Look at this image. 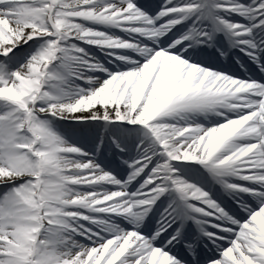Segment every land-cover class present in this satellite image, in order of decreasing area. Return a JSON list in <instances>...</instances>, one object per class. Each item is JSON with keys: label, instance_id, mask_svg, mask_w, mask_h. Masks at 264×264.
Segmentation results:
<instances>
[{"label": "snow or ice", "instance_id": "snow-or-ice-1", "mask_svg": "<svg viewBox=\"0 0 264 264\" xmlns=\"http://www.w3.org/2000/svg\"><path fill=\"white\" fill-rule=\"evenodd\" d=\"M0 264H264V0H0Z\"/></svg>", "mask_w": 264, "mask_h": 264}]
</instances>
